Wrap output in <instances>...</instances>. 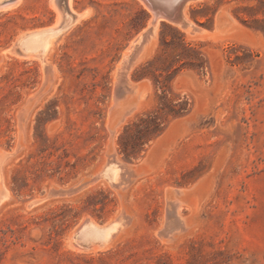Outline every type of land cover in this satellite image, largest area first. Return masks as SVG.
Instances as JSON below:
<instances>
[{"label": "rangeland", "instance_id": "obj_1", "mask_svg": "<svg viewBox=\"0 0 264 264\" xmlns=\"http://www.w3.org/2000/svg\"><path fill=\"white\" fill-rule=\"evenodd\" d=\"M142 1L0 8V264H264V0L192 1L190 31L156 32ZM53 29L44 60L28 38ZM165 94L187 110L127 158ZM114 219L108 245L81 230Z\"/></svg>", "mask_w": 264, "mask_h": 264}, {"label": "bare ground", "instance_id": "obj_2", "mask_svg": "<svg viewBox=\"0 0 264 264\" xmlns=\"http://www.w3.org/2000/svg\"><path fill=\"white\" fill-rule=\"evenodd\" d=\"M18 0H1L0 1V8H6V6H10V5H13L15 3H17ZM20 1V0H19ZM54 0H52L53 2ZM197 1V0H196ZM51 2V3H52ZM59 2V1H58ZM143 2V1H142ZM55 3V2H54ZM8 4V5H7ZM18 4V3H17ZM57 4V3H55ZM144 4V3H143ZM54 5V4H52ZM58 5V4H57ZM146 5V4H145ZM14 8V7H13ZM62 13L65 15V16H72V19H76V21H78L80 18H82L83 16H85V14H80L78 12H76L74 9H73V6H72V0H67V6H63L62 7ZM1 10V9H0ZM186 12H187V9H186ZM185 16H186V13H185ZM187 18V16H186ZM153 19V18H152ZM151 21H154V19ZM81 20V19H80ZM59 21V20H58ZM62 21V20H60ZM67 21V19H66ZM65 21V22H66ZM150 21V23H151ZM64 22V21H63ZM69 22V21H68ZM74 22V21H73ZM189 24L185 25V26H182V25H179L181 27H186L188 28L187 31H190V29L193 27V24L190 20L188 21ZM59 23V22H58ZM69 24V23H68ZM72 24V23H71ZM153 25V23H151ZM158 24V22L155 24V26ZM65 25V24H64ZM62 25V26H64ZM150 25V24H149ZM151 25V26H152ZM56 28L58 26L55 25ZM61 27V26H59ZM150 27V26H148ZM198 28V27H197ZM58 29V28H57ZM56 29V30H57ZM148 29V28H147ZM153 31L156 30L155 27L152 28ZM182 29H185V28H182ZM56 30H48V31H45V32H38L37 34H34L33 36H31L30 38H28V42H27V45L28 43L32 45L33 49L35 48L36 50H42L41 52V55H42V59L45 60V55L46 53L48 52V50L50 49L51 45H52V42L54 40V38L56 37L57 35V32ZM186 30V29H185ZM156 32V31H155ZM60 34V33H59ZM26 40V39H25ZM26 45V47H27ZM29 47V46H28ZM20 48V47H19ZM23 48V47H22ZM21 49V48H20ZM31 49V48H30ZM34 49V51H35ZM33 51V50H31ZM36 51V52H38ZM23 52V51H22ZM28 52V51H27ZM33 53V52H32ZM31 53V55H32ZM17 54V53H16ZM23 54V53H22ZM30 54V53H29ZM28 54V55H29ZM35 54V53H33ZM25 55H27L25 53ZM29 55V56H31ZM36 56V55H34ZM126 58V57H124ZM101 170V169H100ZM120 171H121V168L119 167V165L117 163H111L106 169H104L102 171V176L103 177H106L108 179V181L110 182H117L118 181V178H119V175H120ZM3 184V183H2ZM1 184V187L3 186ZM4 187V186H3ZM3 194H2V197L1 199H5V197L7 198L9 196V191L7 192L6 190V187L3 188L2 190ZM3 202V200H2ZM123 225V223L119 224V220H116L114 219L113 221L109 222L107 225L105 226H98L95 222L93 221H90L88 223H86L85 225L82 226V231L83 232H89L91 234H93L97 239V242L98 244H100L101 246H105V245H108L111 243L116 231L118 230V228ZM86 236V235H85ZM89 237V236H88ZM92 237V236H91ZM96 248V247H95ZM99 248V247H97Z\"/></svg>", "mask_w": 264, "mask_h": 264}, {"label": "trees", "instance_id": "obj_3", "mask_svg": "<svg viewBox=\"0 0 264 264\" xmlns=\"http://www.w3.org/2000/svg\"><path fill=\"white\" fill-rule=\"evenodd\" d=\"M196 53L198 54L197 56L201 54L198 51ZM176 56L179 58L183 57L182 54H177ZM162 99L164 100V104H162L161 107H159L155 111L147 113L145 118H142L139 120L138 124L128 126L125 134L122 135L121 137L122 151L126 154L127 158H130L134 150L139 145L143 144L144 142L143 140L146 136L162 134V132L164 131L166 127L165 123L169 115L179 117V116H182L184 112L187 110L186 103L182 104L181 102H176L175 100H171L167 97L166 94L162 96ZM103 194L104 193L102 192V195ZM105 199L102 201V204H105L104 203ZM54 231L57 233L56 229H54ZM57 236H58V233H57ZM51 239L55 240L56 237L51 236Z\"/></svg>", "mask_w": 264, "mask_h": 264}, {"label": "water", "instance_id": "obj_4", "mask_svg": "<svg viewBox=\"0 0 264 264\" xmlns=\"http://www.w3.org/2000/svg\"><path fill=\"white\" fill-rule=\"evenodd\" d=\"M151 10L154 23L167 22L173 25L185 26L189 24L185 16L186 6L196 0H143ZM150 32V31H149ZM147 33L144 34V37Z\"/></svg>", "mask_w": 264, "mask_h": 264}]
</instances>
